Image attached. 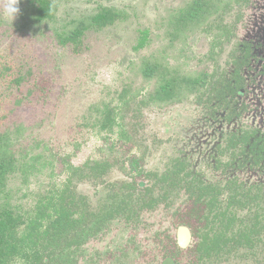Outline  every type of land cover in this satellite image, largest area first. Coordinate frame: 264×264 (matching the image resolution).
<instances>
[{
	"label": "rangeland",
	"instance_id": "374dc122",
	"mask_svg": "<svg viewBox=\"0 0 264 264\" xmlns=\"http://www.w3.org/2000/svg\"><path fill=\"white\" fill-rule=\"evenodd\" d=\"M190 1L56 0L55 17L35 22L25 16L27 0H19L14 19L5 12L9 0H0V131L7 128L4 113L34 79L47 77L53 83L47 102L23 105L16 124L10 126L19 167L9 177L7 190L19 212L35 217L38 205L66 185L75 195L73 201L84 195L96 208L108 194L102 180L129 178L124 170L132 152L146 154L148 169L163 171L180 157L207 180L216 179L221 174L212 163L222 133L241 123L264 128V0H253L238 28L239 38L254 46L253 59L245 69L248 91L240 98L245 104L241 118L227 123L223 111L214 113L211 107L196 104L194 94L166 105L151 100L158 78L144 76L147 62L158 61L183 74L216 65L224 68L228 62L232 45L217 48L211 55L213 37L205 30L223 18L222 8L203 25L171 36L172 15ZM101 6L114 7L122 17L105 28L88 30L80 52L59 43L57 34ZM144 31H148L147 42L139 48ZM18 76H22L20 85L14 81ZM109 111L111 126L103 128ZM97 163L108 165L111 171L97 178ZM242 176L249 184L264 181L258 170L246 169ZM184 199L181 192L170 208L163 203L156 210L142 212L137 228L115 219L109 229L81 248L83 253H75L78 264L103 260L109 252L115 255L112 264H147L142 252L153 247L155 232L175 230L172 213ZM235 263L231 258L219 264Z\"/></svg>",
	"mask_w": 264,
	"mask_h": 264
},
{
	"label": "flooded vegetation",
	"instance_id": "af4514ba",
	"mask_svg": "<svg viewBox=\"0 0 264 264\" xmlns=\"http://www.w3.org/2000/svg\"><path fill=\"white\" fill-rule=\"evenodd\" d=\"M252 2L219 0L223 18L206 26L205 30L213 37L211 55L217 48L223 50L224 46L232 45L224 68L216 65L211 70L188 71L184 74L200 78L195 87H184L171 99L156 96L155 88L151 100L166 105L194 94L196 104L209 106L214 113L223 111L227 123L241 118L245 104L240 98L248 91L245 69L253 59L254 46L239 38L238 28ZM216 12L214 9L211 14ZM127 163L124 170L129 176L127 180H102L108 194L103 195L96 208L84 195L73 201L72 194L73 217L80 220V227L73 233L81 243H73L64 250L67 264H78L76 254L83 253L81 248L109 229L115 219H124L137 228L142 212L156 210L163 203L170 208L181 192L185 199L171 217L175 230L155 232L151 239L153 247L143 251L141 259L147 264H219L234 258L235 264H264V181L249 184L242 176L246 169L264 175V128L241 123L222 133L212 163L213 169L221 174L216 179L207 180L190 168L187 159L180 157L163 171L148 169L144 153L132 152ZM110 169L97 163L94 171L100 178ZM232 218L235 219L228 222ZM239 229L243 233L241 243L237 242ZM114 257L109 252L103 260H91L90 264H112ZM184 258L187 260L183 263Z\"/></svg>",
	"mask_w": 264,
	"mask_h": 264
},
{
	"label": "trees",
	"instance_id": "16d2710c",
	"mask_svg": "<svg viewBox=\"0 0 264 264\" xmlns=\"http://www.w3.org/2000/svg\"><path fill=\"white\" fill-rule=\"evenodd\" d=\"M228 3L231 4L230 1ZM26 4L25 16L35 22L52 19L57 12L56 0H27ZM219 4L215 5L211 0L190 1L172 15L171 36L177 37L185 28L204 24L212 10L220 8ZM121 17L122 13L114 7L101 6L95 14L73 21L72 28L57 34L58 41L62 45H72L76 52H80L84 48L88 30L105 28ZM147 38L148 31H144L139 48L145 46ZM142 71L147 78H158L156 96L162 99L177 97L184 87H195L200 80L193 74H182L158 61L145 63ZM14 81L20 85L22 76L14 78ZM31 83L26 93L22 92L15 98L13 108L4 113L8 118L5 122L7 128L0 131V264H67L63 256L64 250L73 243H81L79 236L73 233L80 227V220L73 217L74 205L69 186L66 185L56 190L54 195L46 197L48 201L38 205L35 217L19 212L11 203L7 190L9 177L19 167L15 133L10 130V126L16 124L23 105L29 102L46 103L52 91L53 83L50 78L34 79ZM110 115L111 111L104 118L103 128L111 126ZM16 133H20V127L16 128ZM234 219H228V222ZM236 235L237 242L241 243V229Z\"/></svg>",
	"mask_w": 264,
	"mask_h": 264
},
{
	"label": "clouds",
	"instance_id": "9594fccd",
	"mask_svg": "<svg viewBox=\"0 0 264 264\" xmlns=\"http://www.w3.org/2000/svg\"><path fill=\"white\" fill-rule=\"evenodd\" d=\"M18 3L19 0H9V3L5 7L6 14L12 19H14L19 12V8L17 6Z\"/></svg>",
	"mask_w": 264,
	"mask_h": 264
}]
</instances>
